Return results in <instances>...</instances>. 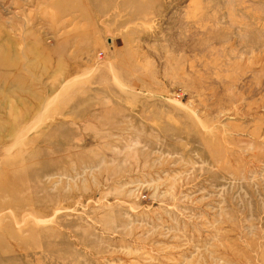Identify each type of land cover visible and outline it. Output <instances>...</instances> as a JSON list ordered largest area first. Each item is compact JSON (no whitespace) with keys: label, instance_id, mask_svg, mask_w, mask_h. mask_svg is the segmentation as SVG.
<instances>
[{"label":"rangeland","instance_id":"rangeland-1","mask_svg":"<svg viewBox=\"0 0 264 264\" xmlns=\"http://www.w3.org/2000/svg\"><path fill=\"white\" fill-rule=\"evenodd\" d=\"M0 264H264V0H0Z\"/></svg>","mask_w":264,"mask_h":264}]
</instances>
